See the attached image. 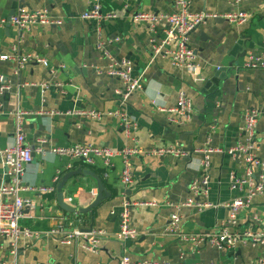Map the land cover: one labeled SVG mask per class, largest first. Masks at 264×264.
<instances>
[{
  "label": "crops",
  "instance_id": "obj_1",
  "mask_svg": "<svg viewBox=\"0 0 264 264\" xmlns=\"http://www.w3.org/2000/svg\"><path fill=\"white\" fill-rule=\"evenodd\" d=\"M175 1L101 0L103 13L117 16L102 27L106 43L120 40L107 44L108 51L117 59L130 60L134 77H142L144 81L142 91L134 93L123 105L118 95L123 84L107 76L109 62L96 48V23L80 18L90 11L93 0H0V22H8L20 7L48 10L62 22L60 26H36L22 39L15 27L11 26L8 31L7 25L0 27V56L11 55L17 48L23 55H39L48 60L47 65L28 62L19 76L12 63L0 61V76L12 87L10 93L0 95V109L4 112L0 118V148L15 142L13 114L19 109L30 113L24 122V132L27 144L33 148L38 147L40 139L46 140L48 149L76 145L108 146L115 150L137 147L140 153L132 158L134 183L127 192V200L134 204L131 227L141 233L136 240H105L98 253L85 250L79 242L65 246L57 236L43 237L22 243L17 258L11 254L9 241L0 237V264H120L126 256L134 262L237 264L264 257V246L239 244L232 252H225L208 244L196 247L168 234L174 214L182 220L180 231L184 235L208 236L227 223V204L239 196L230 189L231 176L245 172L244 160L233 158L228 151L245 141L244 117L248 110L256 109L262 114L257 128V154L264 161V70L245 68L249 55L264 49V0H243L239 8L230 0H190L192 13L219 16L209 19L190 35V47L201 64L197 72L175 68L169 59L161 57L152 61L153 34L148 26L132 20L137 13L171 14ZM237 10L253 15L248 24L236 26L222 18ZM62 65L65 70H61ZM218 68L227 72V78L215 92L206 91ZM42 83L63 87L51 86L44 90ZM181 91L192 100L193 114L186 124L175 125L170 123L171 115L165 111L176 107ZM89 110L127 115L135 124L131 138L126 137L120 118L107 116L96 122L77 113L68 115ZM172 146L183 149L189 156L152 155L154 150ZM206 148L223 153L211 155L209 192L197 198L216 207L198 212L181 205L193 197L190 187L202 177L203 154L195 152ZM68 165L72 169L68 170ZM122 168L119 158L113 159L107 168L101 161L89 166L68 157L35 155L25 169L23 184L55 187V192L43 195L25 192L23 197L30 206L24 210L20 225L44 233L60 224L66 231L87 232L93 228L119 233L124 202ZM78 169L94 172L111 195L86 215L68 214L58 204V185L67 173ZM5 180L6 170L0 161V184ZM97 192L94 179L74 178L64 189L65 202L72 199L70 205L87 208L96 199ZM138 203L147 205L138 206ZM256 216L264 220V194L254 198L251 208L241 215L238 226H231L229 230L239 232Z\"/></svg>",
  "mask_w": 264,
  "mask_h": 264
},
{
  "label": "built area",
  "instance_id": "obj_2",
  "mask_svg": "<svg viewBox=\"0 0 264 264\" xmlns=\"http://www.w3.org/2000/svg\"><path fill=\"white\" fill-rule=\"evenodd\" d=\"M128 2L129 0H124ZM231 3L239 8L243 0H230ZM212 16L206 13L195 14L191 12L190 0H176L174 12L171 14H149L137 13L132 20L136 24H145L151 30L153 37L151 39L152 61L157 58L169 59L172 66L178 69H186L189 72H197L201 68L199 57L194 49L190 47L189 38L196 27L203 25ZM253 15L237 10L235 13L224 15L222 18L230 24L243 26L248 24ZM81 20L96 23L97 50L101 52L109 62L106 74L107 76L119 79L123 84V90L118 95L122 99L123 105L131 96L144 87L142 77H134V65L130 60L117 59L107 49V44L117 43L116 39L106 43L103 39L102 27L110 21L117 19L115 14H105L102 11L101 0H93V6L90 11L81 15ZM10 24L15 27L20 35V39L31 32L36 26H60L62 22L53 18L48 10H29L20 7L10 22L1 21L0 27ZM163 25V27H159ZM11 55L0 56V61L12 63L15 68V74L20 75L22 69L28 62H36L47 65L48 60L39 55H23L20 50L14 48ZM246 69L264 70V49L259 54H250L245 64ZM221 68H218V71ZM65 70V66H61ZM35 86V84H30ZM25 84V86H30ZM44 90L51 86L63 87L61 84L42 83L40 85ZM12 91L5 78L0 76V95L3 96ZM165 111V110H163ZM171 116L170 123L183 125L189 122L193 114V102L181 91L178 95L177 105L174 109L165 111ZM78 114L90 121L101 122L107 116L120 118L122 128L127 138H131L135 130V124L130 118L120 112L103 113L94 110L82 112H70L68 115ZM30 113L19 109L13 114L15 120V142L12 146L5 149L0 148V161L6 170V180L0 184V237L5 238L10 243L11 254L15 258L19 255V246L22 243L40 240L43 237H59L61 244L71 246L79 242L82 248L92 253H98L102 243L105 240L117 239L120 241L136 240L141 233L131 227V209L134 206L127 200V192L134 183L132 158L140 153L135 146H126L122 150H115L108 146H69L54 147L48 149L46 140H38V147L33 148L27 144V136L24 132V122ZM4 112L0 109V118ZM175 115L176 117H173ZM261 112L256 109L248 110L244 117L245 141L235 148L228 151V154L235 159H243L245 163V172L243 175H232L230 189L238 192L239 196L227 204L229 210V219L226 224H222L219 230L211 235H184L180 231L181 218L174 214L168 226V234L178 237L181 241L194 244L199 247L208 244L219 251H233L239 244H251L252 246H264V220L260 217H253L248 225L239 232H231L229 228L237 227L241 215L248 211L253 204L255 197L264 194V161L258 156L259 141L257 138V128L261 118ZM195 153H202L203 159L200 162L202 177L199 181L193 182L190 187L192 198L182 204L181 207L195 208L198 212L216 207L209 201H200L197 198L207 196L209 192L211 155L223 153L222 150L206 148L198 150ZM41 158L47 156L68 157L71 160L84 161L89 166H94L98 161L103 162L107 168L111 167L112 160L119 158L122 160L123 168L121 171V184L123 187L122 196L124 199L122 213L120 217V231L117 234H110L103 230H91L87 232L78 229L66 231L62 224L58 225L50 232L32 231L20 225L24 217V210L30 206L24 199L25 192H37L38 194H49L55 192V187H31L23 184L25 169L30 165L34 156ZM152 155L163 157H186L189 156L183 149L172 146L154 150ZM68 170L72 169L68 165ZM59 180L56 179V182ZM10 199L12 201H8ZM72 199L68 201L71 204ZM146 203H138V206H146ZM155 206V204H152ZM17 264V263H15ZM37 264H58L55 262L37 263ZM120 264H171L163 260H144L134 262L130 257H123ZM230 264V263H229ZM236 264V263H233ZM237 264H264V257L252 262H242Z\"/></svg>",
  "mask_w": 264,
  "mask_h": 264
},
{
  "label": "water",
  "instance_id": "obj_3",
  "mask_svg": "<svg viewBox=\"0 0 264 264\" xmlns=\"http://www.w3.org/2000/svg\"><path fill=\"white\" fill-rule=\"evenodd\" d=\"M11 18H12V16L8 19V22L11 21ZM201 26L202 25L196 27V29L192 33H194L197 30H199L201 28ZM6 28H7V31L10 30L11 25L10 24H7ZM202 38L204 39V34H202ZM222 73H225V77L224 78H222ZM226 73L227 72L224 71L221 68L217 72V74L215 75V77L213 79H211L210 82L206 85V87H205L206 91L212 89L211 92L212 93L215 92L221 86V82L222 81H225V79L227 78V74ZM78 177L92 178V179H94L97 182L98 192H97V195H96V199L87 208H79L78 209L77 207L72 206V205L68 204L67 202H65V194H64L65 187L67 186V184L71 180H73L74 178H78ZM57 198H58V204H59V206L66 213H68V214H76V215H86V214L92 213L94 209L98 208L106 200L110 199L111 198V195L108 192H106L102 180L94 172H92L90 170L78 169L76 171H72V172L67 173L63 177L62 182L57 187ZM91 230H93V228H91ZM91 230H89V231H91Z\"/></svg>",
  "mask_w": 264,
  "mask_h": 264
}]
</instances>
